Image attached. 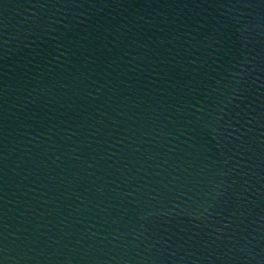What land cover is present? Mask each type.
<instances>
[{
    "label": "water",
    "instance_id": "obj_1",
    "mask_svg": "<svg viewBox=\"0 0 264 264\" xmlns=\"http://www.w3.org/2000/svg\"><path fill=\"white\" fill-rule=\"evenodd\" d=\"M0 264H264V0H0Z\"/></svg>",
    "mask_w": 264,
    "mask_h": 264
}]
</instances>
